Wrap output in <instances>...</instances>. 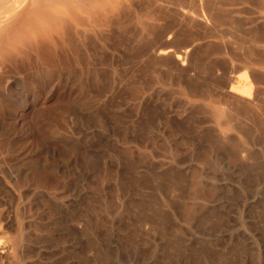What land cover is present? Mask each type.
Listing matches in <instances>:
<instances>
[{
  "label": "rangeland",
  "instance_id": "374dc122",
  "mask_svg": "<svg viewBox=\"0 0 264 264\" xmlns=\"http://www.w3.org/2000/svg\"><path fill=\"white\" fill-rule=\"evenodd\" d=\"M168 1L0 22V264H264V18Z\"/></svg>",
  "mask_w": 264,
  "mask_h": 264
},
{
  "label": "bare ground",
  "instance_id": "6f19581e",
  "mask_svg": "<svg viewBox=\"0 0 264 264\" xmlns=\"http://www.w3.org/2000/svg\"><path fill=\"white\" fill-rule=\"evenodd\" d=\"M125 1H130V0H0V22L1 23L2 22L3 23L6 22V24H7L8 22H10L12 20L15 21L16 19H23V23H24V20H32V21H34V22L31 21L32 23H36V22L39 21L40 23L41 22L42 23L43 22L44 23L47 22L49 24L50 23H52V24L55 23V25H56V23L57 24L58 23L61 24L62 22H64L66 20V17L68 19L71 17L72 21H73V19H75L76 21H79L80 23L83 22L82 21L83 18H89L96 25L97 24H103V23H105V22H107L109 20L110 17L108 15H109L110 10H112L111 8H113V7H117V8L123 7L122 5L125 3ZM148 1H151V2L152 1L156 2L157 1L158 2V1H161V0H148ZM166 1H168V0H166ZM177 1H179L180 3H183V4H181L183 6H179V4H178V6L180 7V9H179L180 13L179 14L181 15V18L183 17L184 20L187 19V21L188 20H191V21L193 20L192 22H196L194 20H197V22L200 21V22L206 24L209 19L215 18L217 16H219V18L221 20H223V21H225L226 19L230 20L227 17H231V16H233V14H234V16L240 14L242 9L244 8V6H251V8L254 7L255 9H257V11L260 14L261 18H264V0H177ZM186 3L188 4L189 8L184 6V4H186ZM169 5H170V3H169ZM192 5H193L194 8L196 7V9H192L191 8ZM75 6L79 9L80 12L79 11L77 12L78 9L75 10ZM166 6H167V4H166ZM20 8H23V11H20ZM218 9H219V11H217ZM220 9L224 10L225 13L227 11H229L230 13H232V15L227 16L225 18V13L220 11ZM218 12L220 14H218ZM229 14L227 13V15H229ZM234 20H236V19H234ZM14 21L12 23H14ZM25 22H26V24L28 23L27 21H25ZM263 23H264V21H263ZM2 25L5 26L4 24H2ZM45 25H46V23H45ZM49 26L54 29V25H49ZM15 30H16V28H15ZM19 30L20 29H18V31ZM46 30H47V28H46ZM259 37H261V36H259ZM231 40H233V39H231ZM233 41H231V42H233ZM258 43H260V44L259 45L255 44V46H258V51L257 50H252L251 52L255 51V52H253L254 55H252V53L250 52L251 55L250 56L248 55V57L244 55L242 60H239V65H237L239 67V70L238 69L235 70L236 73H238V75L240 77L241 84L238 87L241 88V90L238 91L237 90L238 88H237L236 89L237 92L231 91V92L228 93V95L226 97H224V99H235L236 101H233V102L235 103L236 108L239 109V110L244 109V107H246V108L248 107V106H244L242 101L240 102L237 99H246L245 97L251 98V93L252 92H251V85L250 84H251V82H255V80L258 77V76L256 77V75H255V74H258V73H256L253 69L255 67H264V39L259 40ZM191 47H192V44H189V46L186 47L181 53L177 54L175 58L178 59L179 61L180 60L184 61L187 58V56H189V51L191 50ZM247 47H248V45H247ZM224 48H225V49H223L224 52L227 53V54L228 53L230 54V52L227 50V49H229L228 46H225ZM244 48H246V47H244ZM256 48L257 47H255V49ZM235 49L238 50L237 48H235ZM170 50L171 49H159L157 51V55L167 54V53L170 52ZM181 64H183V63H181ZM246 69H249V70L247 71ZM260 69H262V68H260ZM253 72H255V74ZM257 72H258V70H257ZM260 80H262V78ZM230 87H234V85L233 86L230 85ZM252 96H254L253 93H252ZM244 103H246V102H244ZM243 111H245V110H243ZM219 117L223 121V124H227V123H230V121H232V118H231V116H230V114L228 112H223V114H220ZM241 119H243V118H241ZM261 124H262V122H261ZM221 132H222V130H221ZM224 142L225 141H223V143Z\"/></svg>",
  "mask_w": 264,
  "mask_h": 264
}]
</instances>
